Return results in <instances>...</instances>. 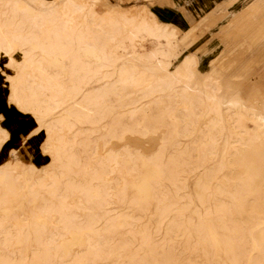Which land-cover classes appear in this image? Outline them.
<instances>
[{
    "label": "rangeland",
    "instance_id": "obj_1",
    "mask_svg": "<svg viewBox=\"0 0 264 264\" xmlns=\"http://www.w3.org/2000/svg\"><path fill=\"white\" fill-rule=\"evenodd\" d=\"M160 1H71L72 12L78 6L94 11L87 18L86 40L87 43L93 40L94 46L84 48L109 53V64L119 59V64L113 63L110 68H103V72L129 65L132 59L125 54L128 47H134L133 58L157 56L172 64L174 72L181 69L184 78L171 85L169 80H163L167 98L151 106L153 120L141 127L128 113L136 108L142 110L151 100L131 105L132 100L140 99L142 88L128 85L124 99L112 97L103 105L105 115L94 132L79 131L89 127H81L74 121H70L76 125L69 131L68 127L55 130V134L65 135L74 144L68 147L67 155L75 154L93 164L95 140L103 139L107 143L105 154L118 155L121 164L113 182L92 181L86 187L88 192L83 191V184L94 175L92 172L85 175L71 164L64 176L57 178L58 192H52L50 186H41V183L49 185L52 182L49 175H59L62 170L52 150H42L46 141L44 132L29 144L18 146L16 153H0V179L8 174V161L14 159L19 175L15 183L22 188L17 198L0 203V264H264V241L256 237V232L264 228V192L252 193L247 191L249 184H235L225 178L226 170L219 166L215 156L223 142L217 130L206 126L207 118L217 116L218 111L215 106L211 108L204 88L209 78H218L224 101L239 96L252 105L264 98L260 96L250 102L240 92L243 84L257 83L263 71L264 0H230L231 14L203 21L188 34L159 19L154 8ZM23 2L19 0V4ZM134 20L167 26L166 35L170 39L167 35L169 40L164 36L159 41L155 37L127 41ZM161 50L169 53L170 58ZM81 54L87 63L93 61L86 55V49ZM189 54L196 57L194 65L183 62ZM23 55L18 47L11 53L20 62L25 58ZM12 72L8 55L3 51L0 100L35 125L31 134L40 117L9 104L6 73ZM185 83L190 87L183 90ZM97 86L98 82H94L89 88ZM179 91L182 100L176 99ZM69 106L70 103L61 106L53 114L63 113L68 118ZM2 119L3 116L0 152L10 138ZM64 125L68 126L66 122ZM229 138L236 141L238 136L229 131ZM79 142L88 145L91 152L81 148ZM162 152L164 159H156ZM131 154L138 159L137 168L127 175ZM212 172H216L217 178L210 185L204 181L210 180ZM65 181L72 182L79 191L66 195ZM3 188L0 181V195ZM196 188L201 189L200 194ZM20 232L25 235L23 238Z\"/></svg>",
    "mask_w": 264,
    "mask_h": 264
},
{
    "label": "bare ground",
    "instance_id": "obj_2",
    "mask_svg": "<svg viewBox=\"0 0 264 264\" xmlns=\"http://www.w3.org/2000/svg\"><path fill=\"white\" fill-rule=\"evenodd\" d=\"M11 1L0 0V61L3 51H5L8 55V67L13 71L6 73V81L10 84L8 102L24 113L31 112L34 116L40 117L36 119L37 129L27 136L25 142L29 144L44 132L46 141L42 150L44 152L52 150L53 158L61 163L60 169H62L59 175H49L52 180L49 185L45 183L40 185L50 186L52 192H58L57 178L64 176V171L71 164L79 167L85 175L87 172L90 174L92 172L94 175L93 179L83 184V191L88 192L86 187L90 186L92 181L113 182L121 164L118 155L114 157L105 154L107 143L105 144L103 139L95 140L91 154V158L95 161L93 164L88 159L86 162L81 157L77 158L75 154L67 155L68 147L74 144H71L65 135L55 134V130L61 131L68 127L69 131L76 125L70 122L74 121L81 127H89L79 129V131L94 132V127L101 123L105 115L103 105L108 100L111 101L112 97L119 100L124 99L128 85L133 89L142 88L139 91L142 92L140 99L132 100L131 105L151 100L150 105L143 107L142 110L139 111L136 108L128 113L137 127H141L153 120L154 110L151 106H157L159 102L167 98L168 90L164 87L163 80H169L170 85L181 80L184 78L181 69L178 68L174 72L171 68L172 64L157 59V56L148 55L133 58L134 47H128L125 55L131 57V63L112 66V68H116L114 72H103V68H110L113 63L119 64L120 62L119 59H116L109 64V53L101 49L97 52L84 48L86 45L94 46L93 40L89 43L86 42L88 37L87 18L94 15L92 9L87 11V7L78 6L76 11L72 12L70 7L72 0H24L21 4H19V0ZM113 16L115 17V15ZM156 24L151 25L144 20L132 21L127 41H142L147 37H155L158 41L164 36L167 38V26L164 28L161 23V25ZM170 37H172L171 33ZM16 47L24 52L25 58L22 62L11 56V53L16 51ZM85 49L86 55L93 61L87 63L84 59L81 53ZM163 51L161 50V53ZM165 55H167V59L170 58L169 53ZM163 58L166 59V57ZM153 60H157L156 65L153 64ZM183 62L187 65H194L196 57L189 54L184 57ZM93 63L94 66H92ZM149 64H151L150 67L145 66ZM158 73L165 74L159 76ZM94 82H98L99 86L89 88ZM183 85L185 87L182 88L183 90L190 87L186 83ZM204 88L208 91L207 98L210 100L211 108L215 106L218 111L217 116L210 113L211 117L207 118L206 126L217 130L219 138L223 142V145L216 149L215 156L219 166L226 170L225 178L235 184H249L247 191L252 193L264 192V98L252 105L246 104L239 96L224 101L220 97L223 87L218 78H209L204 83ZM178 93L176 99L182 100L181 91ZM69 103L71 105L69 106L70 117H64L63 113L53 114L61 106L65 107ZM138 116L139 118L135 119ZM64 122L68 126H65ZM4 130L6 131V129ZM229 131L238 136L236 141L229 138ZM138 133L140 132L138 131ZM74 139L78 140V137L75 136ZM77 144L84 149L88 147L83 142ZM17 151L16 149L12 150L14 153ZM87 151L91 152L88 149ZM140 154V156H145ZM163 157L162 152L156 159L161 160L164 159ZM137 160L132 154L129 156L128 165L130 168L126 170L127 175L135 171ZM11 161L7 163L8 174L2 180L0 179L4 186L2 195H0V203L5 199L17 198L22 189L15 183L18 172L13 165L14 159ZM16 162H19V159ZM209 176L210 180L205 179L204 182L211 185L217 178L216 172L210 173ZM21 177L25 179L23 174ZM221 188L226 191L224 187ZM64 189L66 195L73 191H79L76 185L66 181ZM195 191L197 194L201 193L199 188H196ZM96 193L100 194L99 191ZM259 212L263 213L261 210ZM19 235L22 238L25 236L22 232ZM30 236L28 235V237ZM256 237L259 241H264V228H260L256 232Z\"/></svg>",
    "mask_w": 264,
    "mask_h": 264
},
{
    "label": "crops",
    "instance_id": "obj_3",
    "mask_svg": "<svg viewBox=\"0 0 264 264\" xmlns=\"http://www.w3.org/2000/svg\"><path fill=\"white\" fill-rule=\"evenodd\" d=\"M230 0H161L154 9L159 19L170 26L177 28L182 34L191 33L202 24L203 21H210L219 18L226 13L231 14ZM207 21V22H208ZM249 81L240 87L241 95L253 102L254 99L264 96V67L261 75L257 78V83ZM1 121H6L5 127L8 129L10 138L0 153L11 154L12 150H17L18 146L26 145L27 136L35 128L31 122L24 119L22 115L15 113L0 100Z\"/></svg>",
    "mask_w": 264,
    "mask_h": 264
}]
</instances>
